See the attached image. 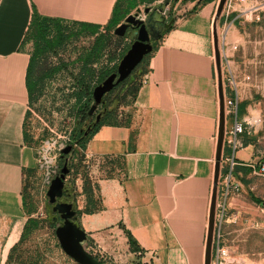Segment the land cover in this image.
<instances>
[{"label": "crops", "instance_id": "1", "mask_svg": "<svg viewBox=\"0 0 264 264\" xmlns=\"http://www.w3.org/2000/svg\"><path fill=\"white\" fill-rule=\"evenodd\" d=\"M232 1L243 6L253 0H226L217 21L223 94L236 96V118L245 124L241 146L235 150L238 157L234 152L237 191L227 201V210L234 209L231 216L239 214L247 197L255 205L251 196L264 200L253 193L264 189V178L253 176L264 159V148L255 146L256 134L249 135L246 121L251 105L260 104V84L254 61L244 49L251 39L237 26L241 11L224 9ZM115 2L0 0V264L27 218L22 205L24 173L36 167L23 125L31 54L24 34L31 12L102 26ZM216 2L171 3V10L183 4L153 45L147 78L136 91L132 111L125 121L99 126L85 144L86 155L101 158L100 169L102 157L109 156L122 171L115 168L111 176L93 171L100 208L80 212L77 219L88 241L108 245L120 263L203 264L219 114L211 26ZM228 77L233 78L236 93L227 84ZM76 197L81 198L76 203L84 202L82 194ZM242 224L244 231L254 226L252 218ZM239 227L237 232L242 231ZM128 234L138 251L130 249ZM247 240L238 233L236 246H227L230 255L219 264H264V256L246 249H254Z\"/></svg>", "mask_w": 264, "mask_h": 264}, {"label": "rangeland", "instance_id": "2", "mask_svg": "<svg viewBox=\"0 0 264 264\" xmlns=\"http://www.w3.org/2000/svg\"><path fill=\"white\" fill-rule=\"evenodd\" d=\"M217 1V0H216ZM155 3H159L157 0H152L148 4H139L137 7L141 9L140 15L144 14L142 9ZM183 4V3H182ZM178 5L176 9L171 11L170 18L167 19L166 26L171 23L172 17H174L179 10ZM251 5H237V2H231L230 6H226V11L235 9V13L240 12L238 16L240 29L247 34L250 38V44L246 45V54L250 55V61H254V71L259 79L260 84V104L251 105L250 114L247 118V126L249 135L256 134L257 142L255 146L258 148H264V1L253 0ZM172 6L171 3L169 4ZM253 7V8H252ZM246 8V10H244ZM251 11V12H250ZM134 12V8L130 11ZM167 15V13H166ZM99 31H103V25L100 26ZM113 33V32H112ZM116 36V35H115ZM92 39L89 36L79 35V37L71 39L64 47L58 49L56 52H50L46 57V65L52 64L58 58L63 61L71 62L82 51L87 48ZM129 43L128 37L123 40H116L112 36L111 42L108 45L110 53L114 54V58L111 61L113 63L118 53ZM30 47V46H29ZM33 50H31L32 53ZM147 57L146 62H148ZM118 64V63H117ZM76 67V63L74 64ZM143 65L136 66L125 80L118 83L112 88V90L105 97V104L107 107H114V114L117 118H122V115L132 111V91L136 85H140V76L142 73ZM77 69V67L75 68ZM69 78L63 76V74H57L50 79H44L40 84V91H36L33 95L30 104L27 106V113L24 117V130L28 136L29 143L33 148H36L39 152L37 156L39 158L41 167L35 168V171L31 177L24 176V188L25 194L29 203L32 205L33 216L37 217L39 223L36 228L29 234L23 243V249L27 254H33V258L36 259L38 264H77L71 258H69L59 247L57 239L54 234V228L59 221L52 222L51 218L56 216L55 212L51 211V203L48 202L46 190L48 187V177L52 179L60 173L62 166L65 164L68 168V172L65 175L64 186L69 191L67 201L72 203L73 208L95 210L96 206H100L99 197L95 194V189L90 184H95L93 181V171H101L100 159H91L85 156L84 150L78 145L66 143L71 145L70 151L65 155L61 153L58 145L70 138L72 129L77 125H82L83 121H76L74 119V112H76V105L73 98H67L64 95L69 93L70 87L68 86ZM91 101L89 102V104ZM88 104V106H89ZM255 109V110H254ZM101 110V106L98 105L95 113ZM254 115L252 116V113ZM113 119V117H112ZM245 125V124H244ZM254 134V135H255ZM49 141L50 145L55 141L54 148L47 151L38 150L42 146L43 142ZM52 146V145H51ZM236 153V151H235ZM263 154V153H262ZM236 157L238 154L236 153ZM101 174H105L101 172ZM254 177L264 178L258 174H253ZM80 190V191H78ZM255 195L264 199V189L260 191H254ZM79 194H82L84 202L80 201L76 203V200H81ZM246 198V197H245ZM89 199V200H88ZM62 200V199H61ZM234 209L227 210L226 215L221 221V225L218 230L220 245L224 246L225 250L224 258L229 256L226 252L227 246H236L238 233L240 238H249L248 244L254 245V249L247 248L248 250H254L259 252L261 256H264V207L255 205L248 197L246 198V204L242 205L239 214L231 216ZM244 215V216H243ZM253 219V225L242 230V223H246L247 219ZM239 221V222H238ZM241 221V223H240ZM238 225L242 230L237 232ZM120 245L119 243L117 244ZM83 247L94 258H96L102 264H141L140 262H119L113 257L112 250L108 247H102L97 244H92L88 241V236ZM235 251V248H233ZM39 252V256L35 252ZM229 251V249H228ZM264 258V257H263Z\"/></svg>", "mask_w": 264, "mask_h": 264}, {"label": "trees", "instance_id": "3", "mask_svg": "<svg viewBox=\"0 0 264 264\" xmlns=\"http://www.w3.org/2000/svg\"><path fill=\"white\" fill-rule=\"evenodd\" d=\"M151 1L152 0H116L112 14L108 21L103 25V31L101 32L99 31V25L75 21L64 22L53 18L40 16L34 9L31 12L30 21L24 34V41L31 42L33 50L30 54L29 65L26 73L28 105L30 104L34 93L36 91H40V84L44 79L53 78L57 74H63V76L69 78L68 86L70 87L71 91L66 93L64 96L68 99H74L75 105L77 106L76 112H74V119H76L77 122L81 120L83 121L82 125H77L72 129V132L70 133V141L75 145H78L83 150L85 149L87 140L99 126L103 124H114L125 121L126 117L128 116L127 113L122 115V118H117L116 113L114 114V107L106 106L105 97L112 89L102 97V102L100 103L101 110L98 112L100 114L98 121H95V117L91 118L92 116H87V110L89 107L88 104L90 101L92 102L91 91L93 87L100 83L107 75L116 70L117 63L130 44L129 41L123 50L118 53L117 59L111 63L114 58V54L110 53L108 45L111 42L112 36L118 41L126 38V36H115L112 33L113 28L133 8L137 7V5L148 4ZM168 28L169 27H165L164 30H167ZM79 35L93 36V38L89 46L82 49V51L78 53L73 61L66 62L63 61V59L58 58L49 66L46 65L44 60L46 59L45 55L47 56L50 52H56L58 49L64 47L65 44H67L71 39L79 37ZM149 54L144 56V58L138 64L140 66L144 64L141 74L146 71L147 62L145 59H147ZM75 63L77 69H75ZM93 64H96L97 66L94 67ZM137 89L138 85L135 84L132 91V102ZM24 139L29 143V139L25 130ZM103 160L104 163H102L101 170L105 173V176H111L114 174V171L116 170L115 168H118L117 172L122 171L121 166L117 165L116 167L114 164L116 158L114 159L113 157L106 156L103 157ZM34 171L35 168L26 169L24 174L31 177ZM92 186L93 189L96 188L95 184H90L89 188L91 194H93L91 191ZM24 190L25 188L23 185L22 205L27 218L23 224L19 239L9 248L4 264H38L36 259L33 258V254H27L26 251L28 250L22 248L25 239L39 223L37 217L33 216L32 205L29 203ZM67 196H69V194ZM251 199L259 206L264 207V200L254 196H251ZM99 208L100 206L97 205L96 209L93 211L86 208L77 209L76 213H92ZM51 211L53 212L52 205ZM128 245L133 251L139 250L136 241L129 234ZM35 254L39 256L38 251H36Z\"/></svg>", "mask_w": 264, "mask_h": 264}, {"label": "water", "instance_id": "4", "mask_svg": "<svg viewBox=\"0 0 264 264\" xmlns=\"http://www.w3.org/2000/svg\"><path fill=\"white\" fill-rule=\"evenodd\" d=\"M175 1L176 0H163L152 6H145L142 9L145 14L144 20L138 18L141 9L135 7L134 12H129L113 28L112 32L114 35L128 37L130 44L120 58L116 70L107 75L100 83L93 87L91 91L92 102L88 107L87 116L91 117L95 113L98 105L102 102L104 94L109 92L116 84L123 81L140 63L144 56L151 53L153 43L159 40L165 28L162 25L164 12L170 10L171 7L169 4ZM225 2L226 0H217L211 24L219 114L203 264H210L211 261L215 199L220 168V155L224 137L225 115L217 21ZM99 115V113L94 115L95 121H98ZM70 149L71 145H66L60 152L66 155ZM67 172L68 168L64 164L60 173L50 180L46 190L48 202L52 204V210L57 214L52 217V221L55 222L57 218L60 220L54 228L55 237L61 250L75 263L102 264L83 247V243L87 239V234L80 227L76 209L73 208L71 202L66 200V197L69 194L68 189L64 186V179Z\"/></svg>", "mask_w": 264, "mask_h": 264}, {"label": "built area", "instance_id": "5", "mask_svg": "<svg viewBox=\"0 0 264 264\" xmlns=\"http://www.w3.org/2000/svg\"><path fill=\"white\" fill-rule=\"evenodd\" d=\"M158 2H162L163 0H157ZM226 4V3H225ZM225 6V5H224ZM138 18L145 19V14H138ZM89 38H93V36H89ZM30 49L32 50L31 42H28ZM96 67V64H93ZM147 78L146 71L140 76V84L144 83ZM227 84L232 86L231 90L236 93V87L234 84V80L232 77L227 78ZM223 102H224V115H225V123H224V137H223V148H227L226 151L221 150L220 155V168L217 182V192L215 199V210H214V222H213V239H212V250H211V261L210 264H219L221 259L224 258L225 250H223L222 245H220L218 230L221 225V221L227 213V201L229 197L237 191V186L233 183V167L235 165L234 161V152L237 148L241 146L240 135L244 132V123L239 121L236 118V96L223 94ZM66 143L73 144L68 138L66 141L62 142L58 145L59 149L62 148ZM52 145V146H51ZM49 141L43 142L40 147L41 151H47L51 148H54L55 141L52 143ZM35 159H36V167L40 168L41 164L39 158V152L36 148H34ZM85 154V152H84ZM88 158L94 159L92 156H88ZM103 158V157H102ZM101 159V158H100ZM256 174L264 177V159L260 161L255 169ZM50 177H48L47 183H50Z\"/></svg>", "mask_w": 264, "mask_h": 264}, {"label": "flooded vegetation", "instance_id": "6", "mask_svg": "<svg viewBox=\"0 0 264 264\" xmlns=\"http://www.w3.org/2000/svg\"><path fill=\"white\" fill-rule=\"evenodd\" d=\"M169 11L167 10V11H165L164 12V20H163V22H162V25H163V27H166V13H168ZM165 29V28H164ZM153 45H154V43H153ZM66 197V196H65ZM68 197V196H67ZM67 197H66V200H67ZM57 215V214H56ZM57 221H60L59 220V218H57Z\"/></svg>", "mask_w": 264, "mask_h": 264}]
</instances>
